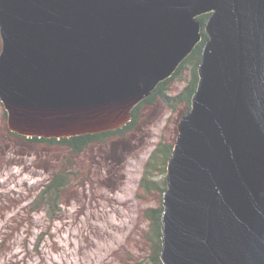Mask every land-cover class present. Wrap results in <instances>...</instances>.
Instances as JSON below:
<instances>
[{
	"label": "water",
	"instance_id": "1",
	"mask_svg": "<svg viewBox=\"0 0 264 264\" xmlns=\"http://www.w3.org/2000/svg\"><path fill=\"white\" fill-rule=\"evenodd\" d=\"M163 195L164 264H264V0H0L12 131L121 128L203 38Z\"/></svg>",
	"mask_w": 264,
	"mask_h": 264
},
{
	"label": "trees",
	"instance_id": "2",
	"mask_svg": "<svg viewBox=\"0 0 264 264\" xmlns=\"http://www.w3.org/2000/svg\"><path fill=\"white\" fill-rule=\"evenodd\" d=\"M208 17L209 13L198 17L203 25V38L193 52L178 66L172 76L160 82L150 96L134 107L131 121L121 128L94 134L62 138L28 137L10 129L8 124V111L0 99V168L11 166L20 168L25 167L32 157L34 161L31 165L34 169L42 163V149L44 147L62 149L63 152L61 154L53 155V161L50 164L46 184L40 190L43 196L41 200L44 201L45 195L59 200V193L70 187L71 178L73 182L79 185V188L83 189L89 187L92 194L97 180L96 175L98 176V173L105 167V163L110 168L124 169V165L119 161L120 150H114L111 147L107 149L108 141L111 140V138L126 137L135 131L140 125L144 106L155 104L156 101L162 97L166 99L168 104L172 107H187L186 113L191 110L193 96L198 88L200 79L198 69L201 61V54L209 38L205 30ZM187 71L190 74V78L186 80V85L181 92L176 95H169L170 84L173 83L174 80L182 79ZM178 134L179 130L177 128L176 138L171 137L168 142L161 141L158 148L152 152L140 180V188L146 189L151 193L160 192L164 195L168 187V164ZM31 149H34V151L32 152ZM47 167L48 165L45 164V169ZM158 174H165L162 183L160 181L158 182L156 179ZM101 175L102 174H100L98 178V180L100 177L102 178V182L99 184L100 186H105L108 190H111L116 184L118 185L117 181L120 175L113 181H109ZM93 196L95 197V195ZM18 197L20 198V196ZM10 198L11 194H8L4 200H9V203H11L10 200L12 199ZM37 206H39L38 203L35 209L38 208ZM100 207L103 206L99 204V200H97L94 205L92 204L93 210L97 208L99 213L101 211ZM114 207H116L114 214H107L101 211L106 224L105 227L98 228L92 235L80 229L85 239H92L94 241L90 247L94 255V260L96 261L98 255H101L103 252L104 249L102 248V244L107 242L109 245L110 243L109 235L105 233V230L113 229L115 231L114 238L116 239L121 235L126 242L129 240L131 249L127 251L123 259L119 260L116 258L119 257V255L113 249L114 240L112 245L109 246L112 250H110V253L108 251V255L111 257V261L108 264H146V262L148 264H164L161 257L162 214L164 211L163 201L157 207L144 208V206H138L136 212L137 219L128 222L130 226L129 229H123L117 224L119 218H121V214L118 213L117 204H115ZM105 219L110 220L114 226L109 228ZM12 220L13 219H9L8 216L4 215L0 218V221H2V225L0 226V264H33L35 259L39 260L38 264H45V253L42 251L45 250V238L42 239V243H40L41 240H39L45 232L42 230L39 232L40 238L35 242V246L31 243L32 239L35 237V230L37 228L40 229L34 215H26L21 218V222H23L22 227L26 230V234L21 232L20 235V232L16 230L15 236L9 237V233L11 232L9 229L11 226L9 225ZM79 228L84 227L81 226ZM17 234L20 235V238H23L20 243V247L24 252L22 259L10 255L13 245L18 243L19 237ZM99 241H102V243H97ZM32 248L35 249L34 253H32Z\"/></svg>",
	"mask_w": 264,
	"mask_h": 264
},
{
	"label": "rangeland",
	"instance_id": "3",
	"mask_svg": "<svg viewBox=\"0 0 264 264\" xmlns=\"http://www.w3.org/2000/svg\"><path fill=\"white\" fill-rule=\"evenodd\" d=\"M0 46L2 51L1 34ZM189 78L190 74L187 71L182 79L174 80L170 84L169 95L180 93ZM186 110L187 107L170 106L167 100L162 97L155 104L144 106L140 125L135 131L126 137L111 138L108 141L107 149L111 147L114 150H120L119 161L124 165V169L110 168L105 163V167L98 173V176L96 175L97 180L92 194L89 187L81 189L71 178L70 187L59 193V200L48 195H45L44 201L41 200L43 196L40 190L46 184L53 155L61 154L62 149L44 147L42 149V163L34 169L31 165L34 161L32 157L25 167L0 168V218L4 215L13 219L9 225L11 226L9 237L15 236L16 230L20 232V235L21 232L26 234V230L22 227L21 218L26 215H34L40 229L35 230V237L31 243L35 246V242L40 238L39 232L41 230L45 232L39 239L42 243V239L45 238V250H42L45 253V264H108L111 261L108 250H103L95 261L90 250L94 241L85 239L82 231L78 228L83 226L92 235L98 228L105 227L106 224L101 211L100 213L96 211L99 220L96 215L94 217L91 215L95 211L92 204L94 205L97 200L107 210V214H114L116 209L114 205L117 204L118 213L121 214L117 224L123 229H129L128 222L137 219L138 206L141 205L144 208L157 207L163 201L162 193H151L140 188L139 183L144 174L146 163L152 152L158 148L159 143L161 141L168 142L171 137L176 138L178 123L181 117L185 115ZM31 151L33 152L34 149ZM45 164L48 165L46 169ZM100 174L109 181H113L120 175L117 181L119 186L116 184L111 190L105 186H100L99 184L102 182L101 177L98 180ZM164 176L165 174H158L156 176L157 181L162 183ZM95 193H98L96 198L93 196ZM8 194H11V203L9 200H4ZM37 203L39 206L35 209ZM74 206L83 209V212H79L78 216L74 213L75 221L72 216L68 217L74 211ZM1 225L2 221H0ZM20 235L17 234L19 240L17 244L13 245L10 255L22 259L24 252L20 243L23 238H20ZM127 242L120 235L113 243V249L119 255L116 258L119 260L123 259L127 251L131 249L129 240ZM97 243H102V241ZM102 247H105V244H102ZM107 248L109 249L108 246ZM34 252L35 249L32 248V253ZM38 261L35 259L33 264H38ZM146 264L148 263L146 262Z\"/></svg>",
	"mask_w": 264,
	"mask_h": 264
},
{
	"label": "bare ground",
	"instance_id": "4",
	"mask_svg": "<svg viewBox=\"0 0 264 264\" xmlns=\"http://www.w3.org/2000/svg\"><path fill=\"white\" fill-rule=\"evenodd\" d=\"M167 170H168V169H167ZM96 195H98V193H95V196H96ZM94 198H95V197H94ZM111 201L116 202L115 200H111ZM107 207H109V204H107ZM73 208H74V211L71 212V215H69L68 217L72 216L73 219H74V213L76 214V216H78V213H79V212H83V209H82L81 207H78V206H76V207L74 206ZM100 208H101V211H103L104 213L107 212V210L104 209L103 207H100ZM94 210H95L94 213L92 212L91 215H92L93 217L96 215V218L99 220V215H98V213L96 212V211H97V208H95ZM105 220H106V222L108 223L107 225H108L109 228L114 226V224H113L110 220H108V219H105ZM74 221H75V219H74ZM79 229H81V230L87 232V230H86L85 228H79ZM57 230H58V229H57ZM105 231H106L105 233H108V235H109L110 243H109V245H108V244L105 242V247H102V248H103L104 250H108L109 253H110V250H112V248L110 249L109 246H111L112 243H113L114 240H115V238H114V232H113L114 230H113V229H109V230H105ZM88 233H90L89 230H88ZM98 233H99V232H98ZM107 246L109 247V249L107 248ZM16 255H17V253H16Z\"/></svg>",
	"mask_w": 264,
	"mask_h": 264
}]
</instances>
